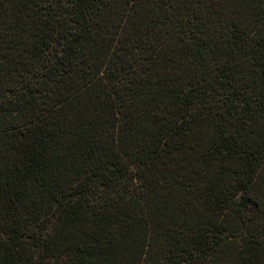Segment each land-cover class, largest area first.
<instances>
[{
  "label": "trees",
  "instance_id": "trees-1",
  "mask_svg": "<svg viewBox=\"0 0 264 264\" xmlns=\"http://www.w3.org/2000/svg\"><path fill=\"white\" fill-rule=\"evenodd\" d=\"M0 264H264V0H0Z\"/></svg>",
  "mask_w": 264,
  "mask_h": 264
}]
</instances>
